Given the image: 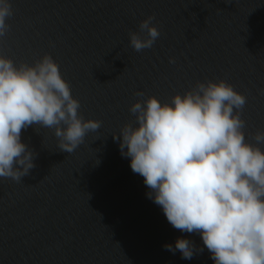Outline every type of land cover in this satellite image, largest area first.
<instances>
[{
  "label": "water",
  "instance_id": "1",
  "mask_svg": "<svg viewBox=\"0 0 264 264\" xmlns=\"http://www.w3.org/2000/svg\"><path fill=\"white\" fill-rule=\"evenodd\" d=\"M11 3L0 54L30 64L50 54L83 117L102 124L71 154L58 148L54 129L22 130L35 167L21 182L0 178V264H214L201 236L173 228L147 197L113 135L134 122L137 99L163 103L197 81L225 79L247 97L245 138L256 143L264 131V0ZM148 16L161 35L136 52L129 32ZM178 237L203 253L188 260L167 251Z\"/></svg>",
  "mask_w": 264,
  "mask_h": 264
},
{
  "label": "clouds",
  "instance_id": "2",
  "mask_svg": "<svg viewBox=\"0 0 264 264\" xmlns=\"http://www.w3.org/2000/svg\"><path fill=\"white\" fill-rule=\"evenodd\" d=\"M13 14L11 0H0V42ZM154 20L148 16L129 32L136 52L160 37ZM246 103L225 79L197 81L167 102L155 95L137 99L129 106L134 122L113 135L133 173L144 178L147 197L173 228L199 234L214 264H264V131L254 134L256 143L246 141ZM80 109L50 54L31 64L0 54V178L21 182L35 167L36 154L21 142L30 126L54 129L58 148L73 153L102 124L86 120ZM204 247L179 237L175 247L164 245L188 260Z\"/></svg>",
  "mask_w": 264,
  "mask_h": 264
}]
</instances>
